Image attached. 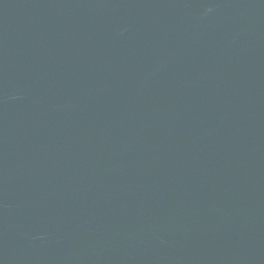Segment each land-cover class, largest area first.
<instances>
[{"label": "water", "instance_id": "1", "mask_svg": "<svg viewBox=\"0 0 264 264\" xmlns=\"http://www.w3.org/2000/svg\"><path fill=\"white\" fill-rule=\"evenodd\" d=\"M241 0H0V264H75Z\"/></svg>", "mask_w": 264, "mask_h": 264}]
</instances>
